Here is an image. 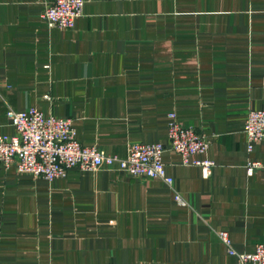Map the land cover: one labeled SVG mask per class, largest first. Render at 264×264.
<instances>
[{"label":"crops","instance_id":"crops-1","mask_svg":"<svg viewBox=\"0 0 264 264\" xmlns=\"http://www.w3.org/2000/svg\"><path fill=\"white\" fill-rule=\"evenodd\" d=\"M52 0H0V133L6 110L69 117L76 138L126 156L166 145L171 184L115 165L48 180L0 162V264H238L264 241V0H85L72 28ZM48 95L46 98L45 96ZM209 140L210 174L169 148L167 114ZM179 194L182 202L175 199Z\"/></svg>","mask_w":264,"mask_h":264},{"label":"built area","instance_id":"built-area-1","mask_svg":"<svg viewBox=\"0 0 264 264\" xmlns=\"http://www.w3.org/2000/svg\"><path fill=\"white\" fill-rule=\"evenodd\" d=\"M85 0H52L43 12L50 26L72 28L75 18L81 15ZM46 98L48 95L45 96ZM6 116L14 127L13 133H0V162L5 167L13 165L17 172L53 180L64 177L70 168L95 171L102 165H115L133 176L157 177L171 184L162 156L166 145L157 142H133L126 156L109 153L96 145H84L76 138L69 117L44 114L37 106L25 109L8 108ZM169 148L178 152L184 163L196 164L202 175L208 176L214 165L212 159L190 157L206 152L209 140L191 126L176 120L174 112L167 114ZM248 149L254 142L264 140V108L250 109L243 124ZM248 173L264 168V161H249ZM175 199L182 202L179 194ZM230 253L238 256V264H264V241L252 252H236L225 231L219 232Z\"/></svg>","mask_w":264,"mask_h":264}]
</instances>
